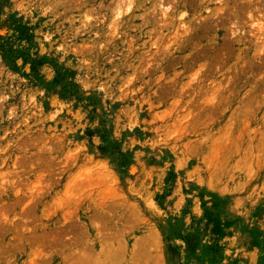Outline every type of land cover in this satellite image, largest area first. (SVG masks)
I'll return each mask as SVG.
<instances>
[{
    "label": "rangeland",
    "instance_id": "374dc122",
    "mask_svg": "<svg viewBox=\"0 0 264 264\" xmlns=\"http://www.w3.org/2000/svg\"><path fill=\"white\" fill-rule=\"evenodd\" d=\"M0 264H264V0H0Z\"/></svg>",
    "mask_w": 264,
    "mask_h": 264
},
{
    "label": "bare ground",
    "instance_id": "6f19581e",
    "mask_svg": "<svg viewBox=\"0 0 264 264\" xmlns=\"http://www.w3.org/2000/svg\"><path fill=\"white\" fill-rule=\"evenodd\" d=\"M121 16V15H120ZM120 16H118V17H120Z\"/></svg>",
    "mask_w": 264,
    "mask_h": 264
}]
</instances>
